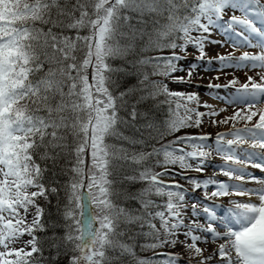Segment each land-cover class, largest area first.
<instances>
[{
  "label": "trees",
  "instance_id": "obj_1",
  "mask_svg": "<svg viewBox=\"0 0 264 264\" xmlns=\"http://www.w3.org/2000/svg\"><path fill=\"white\" fill-rule=\"evenodd\" d=\"M217 1L0 0V160L42 189L33 251L14 264H165L156 241L168 229L153 216L196 185L178 152L206 141L164 77ZM83 189L93 259L80 244Z\"/></svg>",
  "mask_w": 264,
  "mask_h": 264
},
{
  "label": "rangeland",
  "instance_id": "obj_2",
  "mask_svg": "<svg viewBox=\"0 0 264 264\" xmlns=\"http://www.w3.org/2000/svg\"><path fill=\"white\" fill-rule=\"evenodd\" d=\"M262 7L258 0H218L214 6L201 7V14L187 27L184 44L175 50L174 65L164 77L165 92L177 102L182 118L196 121L197 133L206 141L178 152L185 170L197 174L196 185L184 192L177 204L153 216L168 229L156 241L165 264H216L211 248L219 242L207 240L210 247L200 242L197 235L203 232L191 218L199 219L210 211L211 194L224 202L231 191H236L237 184L248 183L260 192L256 205L261 211L259 216H264ZM239 15L246 22L237 20ZM217 42L221 44L215 53L212 44ZM92 144L99 147L97 140ZM241 163L245 167L242 171L238 166ZM170 182L163 180L165 184ZM37 193L42 189L31 188L27 178L15 173L13 164L0 160V264L17 263L22 255L32 253L31 227L40 215L32 200ZM240 213L229 214L230 220L238 224L232 240L243 259L263 264L264 221L258 227L244 226L246 214ZM218 217L224 222L220 220L223 216ZM204 238L209 239L208 235ZM85 254L88 259L96 256L91 246Z\"/></svg>",
  "mask_w": 264,
  "mask_h": 264
},
{
  "label": "bare ground",
  "instance_id": "obj_3",
  "mask_svg": "<svg viewBox=\"0 0 264 264\" xmlns=\"http://www.w3.org/2000/svg\"><path fill=\"white\" fill-rule=\"evenodd\" d=\"M219 44H221V42L212 44L214 50L219 48ZM217 50H215V53L218 52ZM213 57L214 59L217 58L216 55ZM242 165V163L238 165L240 171L245 169ZM218 176L220 178H226L222 175ZM252 193H254V195H252ZM259 194L260 192L252 189L251 185L248 183H246V185L237 184L236 191H231V193L228 194V198L224 199V202L219 201L214 194H211V200L208 201V203L211 204L210 211L201 214L199 219L191 217L194 219L197 229L203 232L201 235H197L200 242L205 243L208 247H210V242L207 240L219 242V244H214V248H211L213 252L211 257L216 259V264H251L243 259L238 246L235 244L234 240H232L234 230L238 224L235 223L236 221L232 222L230 220L229 214L231 215V212H233L239 215L241 214L240 212H243L246 214L245 219L241 216L244 226L258 227L260 223L264 221V216H259L261 214L259 205H256L259 203L258 199L261 198L260 196L257 197ZM222 204L225 205V208L222 207ZM218 215L223 216L220 220L224 222L218 221ZM207 235L209 239L204 238V236Z\"/></svg>",
  "mask_w": 264,
  "mask_h": 264
},
{
  "label": "water",
  "instance_id": "obj_4",
  "mask_svg": "<svg viewBox=\"0 0 264 264\" xmlns=\"http://www.w3.org/2000/svg\"><path fill=\"white\" fill-rule=\"evenodd\" d=\"M91 190V188H89ZM81 217H80V244L81 249L89 247L95 238L96 221L93 217L91 199L87 190L83 189L80 197Z\"/></svg>",
  "mask_w": 264,
  "mask_h": 264
}]
</instances>
